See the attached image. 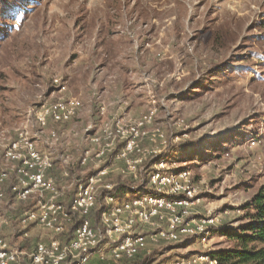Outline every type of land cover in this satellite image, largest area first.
<instances>
[{"label": "rangeland", "instance_id": "obj_1", "mask_svg": "<svg viewBox=\"0 0 264 264\" xmlns=\"http://www.w3.org/2000/svg\"><path fill=\"white\" fill-rule=\"evenodd\" d=\"M53 78L83 104L69 123L49 125L60 135L57 167L62 171L66 157L73 162V179H59V185L71 199L72 181L95 179L94 226L107 191L127 184L134 197L146 187L154 192L144 175L158 158L151 180L160 170L191 171L200 198L193 216H220L221 228L243 225L245 205L264 185V0H0V131L11 138L19 127L38 131L36 111L59 97ZM152 108L157 116L148 136L137 140V151L127 159L93 157L89 136L102 124L136 120ZM114 145L117 151L122 141ZM87 150L91 155L81 166ZM32 207L8 201L0 208L5 235L28 254L39 241L62 237L40 225L21 226L22 212ZM166 229L167 221H155L139 230ZM230 246L221 234L211 239L213 251ZM149 251L129 261L90 264H140L152 255L153 264H175L202 247L196 239L160 240Z\"/></svg>", "mask_w": 264, "mask_h": 264}, {"label": "built area", "instance_id": "obj_2", "mask_svg": "<svg viewBox=\"0 0 264 264\" xmlns=\"http://www.w3.org/2000/svg\"><path fill=\"white\" fill-rule=\"evenodd\" d=\"M53 80L59 97L42 104L36 111L38 131L34 132L28 126L19 127L14 138L9 132L0 131V151H4V162L0 165V208L8 201L32 203V209L22 212L20 225H40L62 237L39 241L28 254L12 245L4 231L7 222L0 219V264H22L26 259L31 264H90L92 259L123 262L149 254L151 243L165 240L178 244L189 239H196L202 251L187 258H177L175 264H219L211 256L214 251L210 246L215 235H212L213 230L222 226L221 217L193 216V207L200 198H196L197 189L191 184L190 170L171 175L161 170L155 172L151 180L154 194L151 195L134 197L128 193L114 197L109 193L112 190L107 191L100 208V223L96 226L91 222L92 211L98 205L95 179L77 185L72 181L69 188L75 186L73 197L70 199L65 195L59 179H73V162L66 157L61 160L62 167L65 166L62 171L57 167L53 156L60 135L49 125L69 123L83 104L78 97L66 96V83L58 78ZM99 112L101 116L107 114L104 106ZM157 113L158 110L152 108L136 120L121 118L102 124L89 136L90 145L95 147L93 157L102 160L113 153V159H127L139 148L137 140L148 136L146 128ZM157 134L162 137L160 130ZM117 140H121L122 145L114 151ZM256 143L253 140L251 145ZM89 155L91 150L79 159L81 166L87 165ZM61 197L68 198L69 203L65 204ZM155 221H167V229L154 234L140 232L143 226L153 227ZM75 223L77 226L71 235Z\"/></svg>", "mask_w": 264, "mask_h": 264}, {"label": "trees", "instance_id": "obj_3", "mask_svg": "<svg viewBox=\"0 0 264 264\" xmlns=\"http://www.w3.org/2000/svg\"><path fill=\"white\" fill-rule=\"evenodd\" d=\"M238 142L240 141L232 143L236 146L240 144ZM215 153L218 154L217 151ZM159 160L160 158L157 160L155 159L152 165L154 166ZM153 166H150L151 168L148 171L149 173H147L148 175H144L146 182L145 186L151 182L150 174L153 171ZM141 190L144 195L154 194L153 191L147 187ZM258 190V193L255 194L250 203L246 204L244 207L246 214L243 219V225L236 229L222 227L220 232H215L216 234L225 236L231 243L230 247L211 253V256L217 259L219 264H264V185ZM109 193L114 197H121L128 193L135 195L134 190L127 184H121L116 190L110 191ZM98 212L101 213L100 210ZM77 223L72 226L70 231L71 235ZM154 261H156L155 256L152 255L144 258L143 262L140 264H153Z\"/></svg>", "mask_w": 264, "mask_h": 264}, {"label": "crops", "instance_id": "obj_4", "mask_svg": "<svg viewBox=\"0 0 264 264\" xmlns=\"http://www.w3.org/2000/svg\"><path fill=\"white\" fill-rule=\"evenodd\" d=\"M56 163V162H55ZM61 163V162H60ZM57 165H59V163H57ZM60 165H62V163L60 164ZM36 248V247H35Z\"/></svg>", "mask_w": 264, "mask_h": 264}]
</instances>
